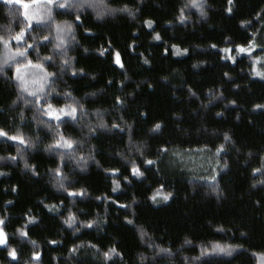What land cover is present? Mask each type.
<instances>
[{
    "label": "trees",
    "instance_id": "16d2710c",
    "mask_svg": "<svg viewBox=\"0 0 264 264\" xmlns=\"http://www.w3.org/2000/svg\"><path fill=\"white\" fill-rule=\"evenodd\" d=\"M63 2L46 5L24 41L0 42V128L28 141L0 137V218L8 237L0 264H264V108L255 107L264 105V0H233L231 13L227 0H206L207 15L187 7L183 22L188 0H105L85 9L59 8ZM105 4L116 11L98 17ZM125 5L133 15L119 11ZM25 25L20 8L0 0V35L9 39ZM27 44L28 66L56 74L45 75L39 103L15 76L27 66L16 50ZM236 45L254 49L236 54ZM225 48L235 62L222 58ZM48 103L66 112L75 106V119L48 118ZM61 135L71 149L55 147ZM133 163L143 176L131 175ZM81 189L87 195H68ZM158 189L171 196L154 202ZM69 214L73 227L64 223ZM214 245L233 246L231 255ZM113 246L122 255L105 259Z\"/></svg>",
    "mask_w": 264,
    "mask_h": 264
},
{
    "label": "snow or ice",
    "instance_id": "6c2138e0",
    "mask_svg": "<svg viewBox=\"0 0 264 264\" xmlns=\"http://www.w3.org/2000/svg\"><path fill=\"white\" fill-rule=\"evenodd\" d=\"M32 2H37V0H32ZM54 2H55V0H47L48 4H53ZM104 2H105V0H73V2L70 3L69 0H64L63 3L58 4V7L59 8L68 7V8H77V9L96 8L98 6V4H104ZM6 3H8V4H11V3L22 4L23 0H6ZM205 3H206V0H188V2L184 5V7L180 9V16H179L180 21L183 22L186 19L185 15H184V8H187V7L196 8L200 12L201 16L207 15V13L204 11V4ZM227 3L229 5V7L226 10L229 13H231V11H232L231 5L233 3V0H227ZM23 6H24V9H25L23 15H24V18L27 21V23H26L25 27L21 28L20 31L17 32L14 36H10L9 39H5L4 36L0 35V42H2L4 44L5 48H7L9 46V43H10L11 39H14V40H16L18 42L19 41H24L26 32H28V31H30L32 29V21L36 20L37 23H40L41 20H42V18H36V17H33V16L29 15V13L27 11L28 4H24ZM49 11H51V10L49 9ZM105 11L114 12V11H116V9H111V8L107 7V5L105 4L104 11H97L96 15L98 17L102 18L104 16V14H105ZM119 11H127L129 13V15H133L132 10L129 9L127 5H125L124 8L119 9ZM75 19H76V21H79L81 19V15L80 14L76 15ZM144 23L149 28H151L153 22L149 21V20H146V21H144ZM65 28L67 29L68 32H71L72 24H66ZM65 28H61L60 26H57V31L58 32H63V31H65ZM58 38L61 39V43L56 44L55 47L57 49H60L62 47V44H63V39H62V37H58ZM42 39L46 41L49 38L47 36H44V37H42ZM154 39L160 40L161 37L157 33V34H155ZM249 43H251V41H249ZM32 47H33V45L27 44V46L23 50H20L19 48H17V50H16V56L24 58L26 60L27 65H32V61L27 59V57L29 55L27 49L28 48H32ZM173 47H177V46L173 45ZM212 47L215 48L216 45H212ZM236 49H237V51L239 53L251 52L252 51V48H249V47H247L245 45H236ZM85 51H87V49H85ZM104 51H106V49L102 50L101 54H103ZM184 51L186 52L187 49H185ZM223 51L225 53H229L230 54L232 49L225 48V49H223ZM165 52H167V49H165ZM222 58L232 59L233 62H235L234 57H232L231 55H229L227 57H222ZM44 59L45 60H51L52 57H50V56L49 57H44ZM258 59L259 58H257V60ZM144 62L146 64L148 63L147 60H145ZM4 63L7 64L8 60L5 59ZM69 63H70V59L69 60H64L63 64L61 65V67L65 66V65H69ZM114 63L116 65H118L119 67H121V68L124 67V64L121 61V57H120V53L119 52H116V54H115ZM35 66L39 67L41 69H43V67H44L43 64H37ZM0 71H3L2 67H0ZM80 71H83V69H81ZM17 72H19V67L17 68ZM75 74H76V71H75V69H73V75H75ZM254 74L258 75V76L262 75L260 72H255ZM46 75L55 76L56 74L55 73H46ZM227 75H228V73H225V76H227ZM17 78L21 79V80L23 79V77H19V76ZM109 83H111V81H109ZM149 86H151V85H149ZM29 94L33 95V96H36L37 97V101L36 102L39 103L40 97L37 95L36 92H31ZM68 95H70V93ZM116 102L118 104L123 103V101H121L120 97H116ZM25 103H30V101L25 100ZM231 103L234 104L235 101H231ZM46 107L49 109V111H47L45 114L48 115L49 117H54L58 121L61 119V115H64V114L70 115V116L73 117V119H75V113L77 111V108L75 106H71V111L70 112H65L64 108H61L58 111L54 110L51 103H48L46 105ZM82 107L83 106L81 105V108ZM255 107L264 108V105H256ZM217 115H220V113H217ZM100 127H104V125L101 123ZM113 127L119 128V125H113ZM160 127H161L160 123H156L154 125V127H153V131L159 130ZM129 128H131V125H129ZM0 137H7L9 140L18 141L20 144H28V141H26L21 134L10 135L7 131H5L2 128H0ZM224 139L225 140H229L230 137L227 134H225ZM72 145H73V141L68 139V138H66V137H64L63 135H61L60 138L55 141V147H57V148L71 149ZM49 147L51 148L52 146H49ZM221 150H223V145H221L220 149H218V151H221ZM18 151H20L19 148H18ZM0 159H3V158L0 157ZM11 159L15 160L16 157H11ZM144 162L147 163V164H152L153 163V161H151V160H146ZM81 166H83V165H81ZM25 167L26 168H33V170H34V166L28 165L27 162H25ZM225 167H227L226 164H225ZM106 171H111L113 173H116V172H119V169H111V170H106ZM259 171H261V170L260 169H254V172H259ZM0 174H3V173H0ZM55 174H56L57 177L60 178V182H59V185H58L59 188L63 189L65 187V185L63 183L64 177L62 176V173H61L59 167L57 169H55ZM131 175L134 176V177H141V176L144 175V173L139 169L138 166H136L133 163V166L131 168ZM124 179L128 180V177L125 176ZM261 182L264 183V181H261ZM113 183H114L115 186L112 188V192H116L120 188V182H119V180H114ZM160 188H163V185H160ZM12 190L16 191V188L14 187ZM212 191H216V188L213 187ZM68 195H70V196H74V195L84 196V195H87V190L86 189H81V190H79L78 193L77 192H69ZM157 196H162L164 200H167L171 196V193L163 194L158 189L156 191V193L151 197V199L155 202ZM96 199L99 200V199H101V197H96ZM104 199H111V197H107L106 196V197H104ZM9 203H11V202H9ZM114 203L119 204V201H114ZM120 207H128V205H120ZM125 220L129 224L134 223L132 220L128 219L127 217H125ZM64 223L67 224L69 227H73V225L76 223V217L73 214H69L68 218H66L64 220ZM82 224L84 226H86V227H92L94 224H97V221H87L86 223L82 222ZM5 227H6L5 219L4 218H0V246H7L8 245L7 233L4 231ZM75 230L79 231L78 228L75 229ZM140 232H141V238H143L144 235H145V233L143 232V229H141ZM20 233H21V236H23V237H27V235H28V233L26 231H24L23 229L20 230ZM30 242L33 243V244L35 243V241H30ZM185 242L187 243L188 241H185ZM51 243H56V241H51ZM93 247H95V246H93ZM73 250H75V249H73ZM216 250H218L220 252H224V253H226L228 255H231L232 250H233V246H231V245H228V246L214 245L213 246V251H216ZM159 251L160 252H169L170 250L169 249H165V248H160ZM8 255L11 258L16 259L17 258L16 249L15 248H10L9 252H8ZM39 255H40L39 253H34V257L37 258V259L39 258ZM112 255H122V254L117 252V249L115 248V246H113L108 251L103 253V256H104L105 259H109Z\"/></svg>",
    "mask_w": 264,
    "mask_h": 264
},
{
    "label": "rangeland",
    "instance_id": "374dc122",
    "mask_svg": "<svg viewBox=\"0 0 264 264\" xmlns=\"http://www.w3.org/2000/svg\"><path fill=\"white\" fill-rule=\"evenodd\" d=\"M2 1L6 2V0H2ZM58 1H60V0H55V2L53 4H55ZM13 4L17 5L20 8L23 18H24L23 13L25 11L24 6H23L24 4H28L27 11H28L29 15L33 16V17H36V18H41L42 17V12H43V9H44V7L46 5H53V4H48L47 0H37V2H32V0L31 1H24L23 0L22 4H16V3H13ZM26 23H27V21H26ZM33 23H36V20H33L32 24ZM247 47L252 48V51L254 49V47L252 45H249ZM8 50H10V49H8ZM234 51L236 52V54H241V53H239L237 51V49L234 50ZM244 53H250V52H244ZM14 54H15V52L11 51L10 52V55H11L10 58H12V56H15ZM226 54L230 55L231 53L230 54L226 53ZM7 57H8V55L5 56V58H7ZM17 68L15 70L16 71L15 76H16V79L19 82V84L22 83L21 84L22 85L21 88H22V90L24 92L26 91L28 94L31 93V92H36L37 95H39V94H41L44 91L43 88H44V86L46 84V76H45L46 74H45L44 70H42L39 67H32V66H28L27 65L25 67H22V66L19 67V72H17ZM18 76L19 77H23V79L22 80L18 79L17 78ZM54 110H57V109H54ZM45 111L47 112V111H49V109L46 107ZM64 115H67V114H64ZM64 115H61V118ZM48 118L55 119L54 117H49V116H48Z\"/></svg>",
    "mask_w": 264,
    "mask_h": 264
}]
</instances>
